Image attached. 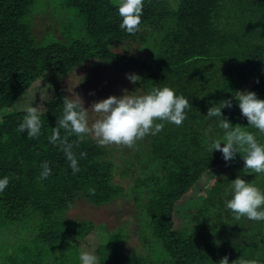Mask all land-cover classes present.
Returning a JSON list of instances; mask_svg holds the SVG:
<instances>
[{"label": "trees", "instance_id": "obj_1", "mask_svg": "<svg viewBox=\"0 0 264 264\" xmlns=\"http://www.w3.org/2000/svg\"><path fill=\"white\" fill-rule=\"evenodd\" d=\"M34 3L0 0V176L10 178L0 192V264H40L65 248L64 237L82 241L96 230L103 231L97 264H216L224 255L264 264V220L237 219L224 207L229 180L240 175L264 189V173L243 169L240 153L229 161L219 150L211 153L210 140L224 130L218 117L204 116L210 102L231 99L222 118L264 143L233 97L248 89L264 98V0H143L139 29L131 34L119 27L118 0H66L82 19L83 34L46 46L36 45L33 29L21 22ZM97 61L106 63L103 71L139 74L132 84L140 93L167 84L192 106L181 124L163 121L155 135L130 146L108 143V149L60 129L78 160L73 172L48 136L67 96L62 79L78 70L84 80L96 78L103 72H90ZM39 78L50 81L52 92L40 112L41 132L32 138L18 128L25 112L13 107ZM43 161L51 168L47 178L40 177ZM221 164L227 169L199 190L182 229H174L175 203ZM118 199L132 200L139 219L135 248L125 251L128 233L118 229L106 237L103 225L68 214L80 204L102 208ZM75 247L67 264H80L69 258Z\"/></svg>", "mask_w": 264, "mask_h": 264}, {"label": "clouds", "instance_id": "obj_2", "mask_svg": "<svg viewBox=\"0 0 264 264\" xmlns=\"http://www.w3.org/2000/svg\"><path fill=\"white\" fill-rule=\"evenodd\" d=\"M117 11L121 18L119 27L130 34L137 32L141 22L143 0H118ZM125 76L133 83L141 80V76L136 73H125ZM137 89L138 87L135 90L122 89L121 95L110 94L106 98L93 101L89 107H84L82 97L72 90L71 96L63 97L62 113L55 126L51 127L48 140L51 144L61 146L73 172L79 171L78 160L72 151V144L60 135V129L66 130L69 135L75 134L77 140L90 136L98 145L117 143L130 146L146 134L155 135L163 128V121L181 124L187 116L186 109L192 106L187 97L176 93L175 89L167 84L153 86L143 93H139ZM233 97L238 103L241 115L246 117L247 125L254 127L259 133H264V98L258 97L255 91L248 89L237 90L236 96ZM225 107H232L231 99L210 102L204 115L206 118L218 117V127L224 130L223 135L210 140L209 151L212 153L213 150H219L225 161L234 159L236 153H240L244 162L243 169H249L256 174L264 173V143L257 139V133L233 126L229 119L222 118V109ZM89 110L97 114L91 122ZM24 111L25 115L18 128L21 132L27 130L26 136L34 138L41 132V110L36 105L28 104L24 106ZM41 167L43 170L40 177L47 178L51 173L48 162L43 161ZM9 179L6 174L0 176V192L8 186ZM225 196L227 198L224 200V207L237 219L245 216L254 221L264 220V189L256 184L237 175L229 180ZM56 254L59 255V252ZM78 259L80 264L98 262L94 250H81ZM216 264L256 262L242 257L229 261L228 256L224 255Z\"/></svg>", "mask_w": 264, "mask_h": 264}, {"label": "rangeland", "instance_id": "obj_3", "mask_svg": "<svg viewBox=\"0 0 264 264\" xmlns=\"http://www.w3.org/2000/svg\"><path fill=\"white\" fill-rule=\"evenodd\" d=\"M65 1L66 0H35L30 12L22 18L21 22L26 24L31 32L33 29L34 35L33 33L32 35L36 45L46 46L54 42L66 43L73 38L79 37L80 34H83L82 19L77 15L76 9L65 5ZM34 36L38 37V39ZM112 50L119 54L122 53L120 47L112 48ZM142 51L137 54L142 56ZM144 57L146 58V56ZM105 64L106 63L97 61V65L92 67L90 72L98 75L99 72L106 68ZM130 72H132L131 69H122L118 71L114 67L103 71L96 78L93 76L91 80L90 77L88 80H84V71L78 70L64 77L61 84L67 96H71L72 90L82 97L84 107H89L93 101L106 98L110 94L121 95L122 89L135 90L132 82L125 76V73ZM50 86L51 83L49 80L47 81L46 78L37 79L32 83L28 91L16 100L13 108L17 111H24L25 105L33 104V106L36 105L41 110L40 112H42L44 110V103L48 100L52 92L49 89ZM96 116L97 114L89 110V122L96 118ZM105 145L106 148L109 149L108 144ZM226 169L227 166L221 164L205 173L198 183L175 203L173 211L174 229H182L184 221L183 213L188 208L198 203L199 190L203 189L208 180ZM136 212L137 209H135L132 200L118 199L102 208L80 204L77 209H71L68 214L75 218H88L98 225H103L107 230L104 232L106 237L109 235L108 232H115L118 229H121L124 233H128L131 239L122 246L123 251H125L126 248H135V237H133V235L135 236L136 231H134L133 228H135L134 225L139 221V219L136 218ZM100 233L103 234V231ZM100 233L96 230L82 241H78V239L72 236L64 237L63 241L67 244L65 246L67 249L64 247L57 249L55 252L45 257V260L43 259L40 264H67L65 258L69 254L70 247H73V245L76 247L71 249L69 258L74 261L78 259V254L81 250H94L96 253L97 247L103 241V237L100 236ZM8 242L12 244L13 239L8 238ZM67 246H69V248ZM56 252H59V255H57ZM71 263L73 264L74 262Z\"/></svg>", "mask_w": 264, "mask_h": 264}]
</instances>
